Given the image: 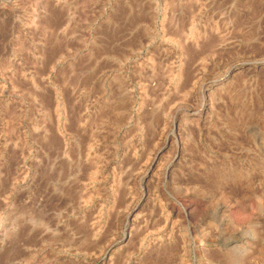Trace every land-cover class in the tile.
<instances>
[{"label":"rangeland","instance_id":"1","mask_svg":"<svg viewBox=\"0 0 264 264\" xmlns=\"http://www.w3.org/2000/svg\"><path fill=\"white\" fill-rule=\"evenodd\" d=\"M0 264H264V0H0Z\"/></svg>","mask_w":264,"mask_h":264},{"label":"bare ground","instance_id":"2","mask_svg":"<svg viewBox=\"0 0 264 264\" xmlns=\"http://www.w3.org/2000/svg\"><path fill=\"white\" fill-rule=\"evenodd\" d=\"M221 180V179H220ZM220 186V185H219ZM228 255V254H227ZM232 259V258H231ZM241 261V260H240Z\"/></svg>","mask_w":264,"mask_h":264}]
</instances>
